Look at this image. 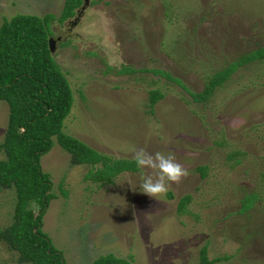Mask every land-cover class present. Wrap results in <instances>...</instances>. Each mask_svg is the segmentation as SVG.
I'll return each mask as SVG.
<instances>
[{"label": "rangeland", "instance_id": "obj_1", "mask_svg": "<svg viewBox=\"0 0 264 264\" xmlns=\"http://www.w3.org/2000/svg\"><path fill=\"white\" fill-rule=\"evenodd\" d=\"M63 2L0 0V22L56 17ZM74 18L49 27L52 60L71 92L60 131L108 160H130L140 147L172 153L190 175L171 184L169 197H149L141 178L153 170L136 165L92 182L83 177L90 166L71 165L52 140L38 158L52 195L40 229L64 263L109 253L130 264H196L205 247L212 264H264V60L234 65L204 101L191 96L264 46V0H86ZM150 89L161 94L151 107ZM6 115L0 101V141ZM12 204V192L0 190V228ZM0 264H16L1 242Z\"/></svg>", "mask_w": 264, "mask_h": 264}, {"label": "trees", "instance_id": "obj_2", "mask_svg": "<svg viewBox=\"0 0 264 264\" xmlns=\"http://www.w3.org/2000/svg\"><path fill=\"white\" fill-rule=\"evenodd\" d=\"M80 2L64 0L56 17L50 13L41 16L16 14L0 22V101L7 108L0 141V190H10L13 195L9 222L0 228V242L14 253L16 264H65L61 252L40 229L41 216L52 195L48 175L41 171L38 158L50 148L52 140L68 154L71 165L90 166L83 177L92 182L108 183L117 173L136 169L133 158L108 160L60 131L71 104V92L48 52L46 40L50 37L51 21L61 23L71 17ZM255 60H264V46L214 73L198 93L191 95L193 101H204L211 89L228 77L234 65ZM150 72L171 79L160 71ZM171 81L177 82L173 78ZM147 96L151 107L161 94L150 89ZM235 156L229 154L227 158ZM95 164L100 167L90 171ZM196 169L203 176L204 166ZM254 198L252 193L246 195L239 202L240 210H245ZM188 201L187 194L179 197L177 210L181 211ZM212 262L205 256V247H201L196 264ZM89 264L130 263L107 253Z\"/></svg>", "mask_w": 264, "mask_h": 264}, {"label": "clouds", "instance_id": "obj_3", "mask_svg": "<svg viewBox=\"0 0 264 264\" xmlns=\"http://www.w3.org/2000/svg\"><path fill=\"white\" fill-rule=\"evenodd\" d=\"M132 158L138 168L154 171V175L146 174L141 178V191L149 197L165 196L171 184H179L190 175L188 169L179 163L172 153H150L146 148L140 147L133 149Z\"/></svg>", "mask_w": 264, "mask_h": 264}, {"label": "flooded vegetation", "instance_id": "obj_4", "mask_svg": "<svg viewBox=\"0 0 264 264\" xmlns=\"http://www.w3.org/2000/svg\"><path fill=\"white\" fill-rule=\"evenodd\" d=\"M85 2H86V0H81L80 4H78L77 7L73 9V14L75 13V18L73 19V21H75L77 19L78 15H79V12L81 10H83V6H85Z\"/></svg>", "mask_w": 264, "mask_h": 264}, {"label": "water", "instance_id": "obj_5", "mask_svg": "<svg viewBox=\"0 0 264 264\" xmlns=\"http://www.w3.org/2000/svg\"><path fill=\"white\" fill-rule=\"evenodd\" d=\"M46 44H47L48 52L51 53L53 50V47H54V40L52 38L48 37L46 40Z\"/></svg>", "mask_w": 264, "mask_h": 264}]
</instances>
